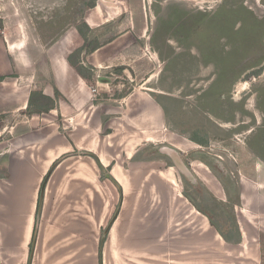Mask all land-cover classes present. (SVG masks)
Instances as JSON below:
<instances>
[{
	"label": "crops",
	"instance_id": "obj_1",
	"mask_svg": "<svg viewBox=\"0 0 264 264\" xmlns=\"http://www.w3.org/2000/svg\"><path fill=\"white\" fill-rule=\"evenodd\" d=\"M140 5V1H136L139 12L134 15L130 27L115 33L108 31L113 30L110 22L103 25L101 21L103 26L99 25V19L107 18V12L105 7L96 9L98 4L95 3L90 11H95L94 14L85 15L76 28L64 31L60 39L49 45L28 42V38L9 41L0 21V264H96V260L102 264L100 258L96 259L94 242L110 213L111 203L106 193L103 194L98 169L114 165L118 154H111L110 147L116 143L122 126L119 122H111L109 115L117 111L120 120L132 131L166 133L163 123L169 111H174L178 118L183 111L172 109L173 104L170 110L163 100L153 94L154 97H150L146 88L142 89L146 90L143 93L147 98L143 99L139 93H135L134 99L125 98L126 108L122 111L102 101L90 107V87L103 82L105 74L135 73V67L127 61L134 58L135 52L141 54L139 43L147 30L146 16ZM170 99L176 105L179 103ZM137 101H140L137 106L140 112L128 117L127 113L130 115ZM153 107L158 109L157 123L149 120ZM10 122L12 124L8 125ZM110 129L114 132L109 133ZM177 134L185 136L183 132ZM168 135H173L175 141ZM179 135L177 138L168 132L163 139L180 152L191 148L190 144L204 146L188 140L195 134L185 136L188 142ZM101 137L106 149L98 153ZM181 144H185V150L179 148ZM200 155L209 154H193L194 160L199 162L189 166L200 173L202 164L205 165L220 196L195 177L196 184L189 185L197 199L187 193L184 196L179 193L178 198L188 203L197 215L203 213L207 228L226 247L246 251L250 241L257 242L254 252H264V239L260 240L256 233L257 229H264V188L244 185L237 189L232 172L227 169L229 176L223 177L199 158ZM252 156L258 172L264 173L263 162ZM136 157L137 154L132 159ZM103 159L108 163L104 164ZM118 163L117 159L108 174L116 187H122L124 200L121 213L108 232L110 236L117 230L121 217L129 214L131 183L142 174V171L129 170ZM116 166L128 175L125 185L112 175ZM157 173L167 180L164 171ZM169 183L174 184V180ZM238 198L247 200L250 210L237 209ZM217 199L226 205L216 202ZM229 208L237 209L236 218ZM260 219L261 224L257 223Z\"/></svg>",
	"mask_w": 264,
	"mask_h": 264
},
{
	"label": "rangeland",
	"instance_id": "obj_2",
	"mask_svg": "<svg viewBox=\"0 0 264 264\" xmlns=\"http://www.w3.org/2000/svg\"><path fill=\"white\" fill-rule=\"evenodd\" d=\"M136 1L138 0H0V21L4 24L9 41L28 38V42L49 45L60 39L64 31H72L76 28L77 22L81 23L85 15L94 14L95 11L90 12L91 4L94 2L98 4L96 9L105 7L107 12V18L102 16L99 19L100 26L110 22L113 30L108 31L115 33L128 29L131 20L133 22L135 19L134 15L139 12L138 7L135 6ZM139 1L143 14L146 16L147 30L144 38L141 39L142 42L139 43V47L142 48L139 51L141 54L136 55L135 52L134 58L127 61L135 67L136 74L130 71L114 76L105 74V78L110 80L103 77L104 81L91 85L90 90L96 89L97 98L103 100L101 103L114 104V108L119 111L126 108L125 98L134 99L135 93H139L145 99L147 97L143 93L146 92L144 89L151 90L147 91L149 95L151 94L150 97L153 98V94L157 99L163 100L164 103L169 104L170 110L175 107L183 110L180 118L175 117L174 111H169V117L163 123L166 133H172L177 138L179 135L177 132H183L185 136L196 134L208 141L206 146L201 147L194 144L197 148L192 147L181 151L186 164L191 163L192 165L199 162V160H194L193 154L208 153L212 157H219L226 169L233 173L232 177L237 189L244 185L264 188V173L258 172V166L248 146L249 140L253 137L254 146L257 147V143L263 144L261 149L264 153V130L257 134L258 122L262 118L257 102L258 92L264 93V62L260 65L262 67L260 75H249L244 78L252 69L242 72L240 78L224 92V99L220 100V79L214 82L216 69L213 65L200 64L197 49L193 46L189 49L179 46L176 40L167 38L166 33L161 38L162 41L158 39L155 45L151 44L152 38L156 37L153 34L159 18L165 20L169 6L178 7L186 15L202 16L210 20L213 18L224 20L226 13L220 9L224 3L227 6L242 4L254 16L262 20L264 19V0ZM97 12L101 11L97 10ZM89 18L92 17L89 16ZM238 26L239 24L236 23L235 27ZM75 36L77 37V34ZM225 42L226 39H222L220 44L224 45ZM230 48V45L225 46L226 51ZM142 66L145 68L142 69ZM226 74L228 78L232 75L230 72ZM200 96L206 100L205 104H208L209 109L219 114L221 118H214L208 112H202L199 109L198 98ZM170 98H174L179 103L176 105L174 101H170L173 100ZM139 102H134L135 107H132L130 115L127 113L128 117L140 112L137 108ZM219 102L221 104L218 105ZM172 104L174 106L171 109ZM240 104V108L235 107ZM261 105L264 109V99ZM155 109L158 110L157 107ZM241 109L247 113H242ZM152 113H154L153 110L149 120L157 123V117ZM109 117L111 122H119L122 125L120 135L116 137V143L110 147L111 154L116 156L118 154L113 164L116 165L118 159L119 166L142 171V174L135 183H131L132 205L129 214L121 217L115 233L112 236L110 233L107 234L100 248L104 230L114 214L120 215L121 213L124 195L121 186L116 187L113 180L105 177L114 165L103 168L105 169L103 172L98 169V180L103 183V194L106 193L108 196L111 208L94 242L96 259L100 258L102 264H264V252H254L253 247L257 242L254 244L249 241L248 252L243 248L238 251L235 248L226 247L218 236L207 228L201 216L203 213L199 212L201 215H197L188 203L178 198L179 193L183 196L187 193L196 199L197 195L193 192L190 183L178 175L172 162L168 158H162L163 156L158 153V149L162 146L171 147L163 139L165 132H143L140 129L132 131L126 127L123 120H120L121 116L117 111ZM10 124L12 123L8 125ZM89 127L92 129L90 124ZM110 130L109 133L114 132L113 129ZM185 136H180L184 142L188 139ZM103 143V138H99L98 153L106 149ZM111 154L108 155L111 156ZM136 154L137 157L132 159ZM202 166L200 173L192 169L194 176L203 181L211 190L213 188L212 191L216 196H220L207 167L203 164ZM157 171H164L168 181L159 177ZM171 180H174V184L169 183ZM239 198L236 204L237 209L245 207L248 209L250 203L247 202V197H244L247 200ZM218 201L226 205L224 201L217 199L216 202ZM229 210L236 218V210L234 208H229ZM252 217L256 215L252 214ZM253 220L255 222V219ZM261 222L263 223L261 219L257 220V223L261 224ZM256 233L260 240L264 239V229L261 231L257 229ZM255 248L257 249L258 246L256 245ZM110 254H112L111 257ZM96 264H98L97 260Z\"/></svg>",
	"mask_w": 264,
	"mask_h": 264
},
{
	"label": "trees",
	"instance_id": "obj_3",
	"mask_svg": "<svg viewBox=\"0 0 264 264\" xmlns=\"http://www.w3.org/2000/svg\"><path fill=\"white\" fill-rule=\"evenodd\" d=\"M93 5L94 3L91 4V6ZM220 9L226 13L224 20H214V18L210 20L202 16L186 15L178 7L169 6L165 20L159 18L153 34L156 37L152 38L151 44L156 43L158 39L161 40L166 33L167 38H173L179 46L186 49L193 46L197 49L200 63L204 66L213 65L216 69L214 82L220 79L219 99L222 100L225 97L224 92L229 90L230 86L240 78L242 72L252 69L244 78L249 75L257 76L261 73L260 65L264 62V19L259 20L242 4L227 6L224 3ZM236 23L239 24L237 28L235 27ZM222 39H226L225 44L230 45V50L226 51V45L220 44ZM161 59L165 60L163 57ZM232 61L235 62L232 63ZM226 72H230L232 75L228 78ZM258 93L264 99V93L262 91ZM198 101L200 106L198 107L202 112H208L214 118H221L219 114L209 109L202 96L198 98ZM221 103L219 102L218 105ZM235 107L240 108L241 104ZM240 111L244 114L247 113L244 109ZM252 139L253 137L249 140L248 146L251 148V152L256 155L257 147L254 146ZM189 140L204 146L208 142L196 134Z\"/></svg>",
	"mask_w": 264,
	"mask_h": 264
},
{
	"label": "water",
	"instance_id": "obj_4",
	"mask_svg": "<svg viewBox=\"0 0 264 264\" xmlns=\"http://www.w3.org/2000/svg\"><path fill=\"white\" fill-rule=\"evenodd\" d=\"M158 153L168 158L171 162L174 168L177 170L178 174L182 176L184 179H186L190 184H196V178L192 172V169L186 162L183 160L181 152L175 149L174 147L170 146H162L158 149ZM206 164H208L211 168L217 170L223 177L229 176V172L227 171L224 164L218 160L216 157H212L209 155H200V157ZM100 170L103 172L104 169L100 167ZM105 177L107 179H110L109 174H105ZM118 213H115L112 219L110 220L108 226L104 230L103 236L100 241V248H102L104 244L105 237L107 236L108 232L110 231L112 225L114 224ZM34 246V241L31 244V248Z\"/></svg>",
	"mask_w": 264,
	"mask_h": 264
},
{
	"label": "bare ground",
	"instance_id": "obj_5",
	"mask_svg": "<svg viewBox=\"0 0 264 264\" xmlns=\"http://www.w3.org/2000/svg\"><path fill=\"white\" fill-rule=\"evenodd\" d=\"M151 78H152V76H151ZM152 107V106H151ZM251 107V106H250ZM153 112L154 113H152V114H154L156 117H157V120H158V112L156 111V109L153 107ZM156 120V121H157ZM168 136H170V139H172L173 140V142L175 141V139L171 136V135H168ZM170 142H172V141H170ZM179 144V143H178ZM187 144V143H186ZM190 147L192 148V147H196L194 144H190ZM179 148L180 149H182V150H185L186 149V147H185V144H181L180 146H179ZM178 149V148H177ZM188 149V148H187ZM105 157V156H104ZM103 162H104V164H106V163H108V160H104L103 159ZM112 175L121 183V184H123V185H125V183H126V181L128 180V175H127V173L126 172H124L122 169H119L117 166L116 167H114L113 168V170H112ZM162 175V174H161ZM163 176V175H162ZM129 187V186H128ZM126 192V191H125Z\"/></svg>",
	"mask_w": 264,
	"mask_h": 264
},
{
	"label": "flooded vegetation",
	"instance_id": "obj_6",
	"mask_svg": "<svg viewBox=\"0 0 264 264\" xmlns=\"http://www.w3.org/2000/svg\"><path fill=\"white\" fill-rule=\"evenodd\" d=\"M198 58V57H197ZM199 62H200V58H198ZM201 64V63H200ZM166 65V64H165ZM202 65V64H201ZM260 75V74H259ZM215 76V74H214ZM258 76V75H257ZM216 79V76L215 78ZM262 98L259 96L258 98V102H257V106H258V110L262 113V118L260 119L261 121L258 122V126H257V134H259L260 132H262V130H264V110L262 109ZM238 130H240L241 128H237ZM263 146V144H257V151H256V155H253L261 162H264V153L262 152L261 147Z\"/></svg>",
	"mask_w": 264,
	"mask_h": 264
},
{
	"label": "built area",
	"instance_id": "obj_7",
	"mask_svg": "<svg viewBox=\"0 0 264 264\" xmlns=\"http://www.w3.org/2000/svg\"><path fill=\"white\" fill-rule=\"evenodd\" d=\"M106 97V96H104ZM98 98H97V90L92 88L90 90V107H94V104L98 102ZM103 101L102 98L99 100V102Z\"/></svg>",
	"mask_w": 264,
	"mask_h": 264
}]
</instances>
